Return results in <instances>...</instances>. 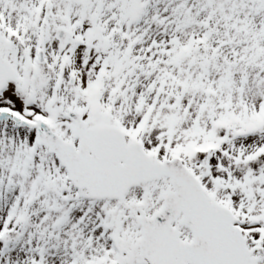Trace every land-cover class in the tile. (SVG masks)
<instances>
[{"label":"snow or ice","instance_id":"6c2138e0","mask_svg":"<svg viewBox=\"0 0 264 264\" xmlns=\"http://www.w3.org/2000/svg\"><path fill=\"white\" fill-rule=\"evenodd\" d=\"M0 264H264V0H0Z\"/></svg>","mask_w":264,"mask_h":264}]
</instances>
